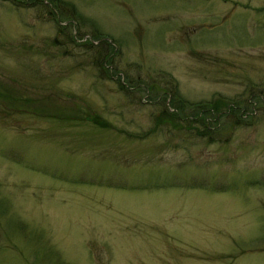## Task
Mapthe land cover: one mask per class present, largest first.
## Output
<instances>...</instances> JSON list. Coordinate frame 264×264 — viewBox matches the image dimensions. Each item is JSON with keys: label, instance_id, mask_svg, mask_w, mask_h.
<instances>
[{"label": "rangeland", "instance_id": "374dc122", "mask_svg": "<svg viewBox=\"0 0 264 264\" xmlns=\"http://www.w3.org/2000/svg\"><path fill=\"white\" fill-rule=\"evenodd\" d=\"M29 1L0 0V264H264L263 105L211 143L137 138L157 107L116 83L163 70L191 101L264 104V0ZM90 25L114 76L93 67Z\"/></svg>", "mask_w": 264, "mask_h": 264}, {"label": "trees", "instance_id": "16d2710c", "mask_svg": "<svg viewBox=\"0 0 264 264\" xmlns=\"http://www.w3.org/2000/svg\"><path fill=\"white\" fill-rule=\"evenodd\" d=\"M31 1L32 2L29 1L30 5L34 2V5L40 4L42 6H46L47 8L49 7L42 4L41 1ZM53 1V6L56 7L59 3L55 2V0ZM57 1L60 2L61 0ZM63 4H66L69 8H66V11L62 12V14H69L68 16L73 17L75 22L83 23L87 21L86 23L89 24L90 20L83 18V16L77 11V9L69 2ZM54 11L55 9L48 10L49 14H53L55 16ZM90 26L92 28L94 27L93 25ZM92 32H94L92 38L95 41L98 40V43L93 46V44L88 41L86 42L88 46H86L89 48L95 47L94 51L96 52L94 53V59H92L93 67L100 70L102 73H104L103 71H106L107 67L110 75H116L117 71L115 69L109 70L108 64L111 62L112 56L115 53H118V49H116L107 40V36L104 33L98 31L95 27ZM60 34L70 42L74 43L70 30L68 34L67 32L62 31H60ZM54 41L55 40H53V42ZM79 43L81 42L75 44L77 45ZM133 65L134 67L136 66V64ZM109 74L106 75L108 76L107 78H109ZM146 75L147 74H145V76ZM116 80L119 90L124 91V89L126 88L136 87V90L140 91L141 94L145 96L147 101L153 102L157 107V113L153 115L151 125L147 130H143L138 133L139 135L137 136V138L147 137L155 133L156 130H158L162 126H167L176 127V131H181V129H184V131H188L191 134L193 133L200 138H206L207 143H211L215 140H218L223 135L222 132L225 127L232 129V127L236 126L250 125V123L253 122L255 118L254 114L256 113L257 108L254 110V106L256 103L263 105L260 107L264 110V104L261 103L262 99L259 98L258 95L254 96L255 100L253 99V97L238 100L231 97L216 95L211 96L210 98L203 101H191L181 95L178 88V82L167 71L163 70H158L155 77L147 75L145 78L138 79L132 76H128L123 79V82H120L118 79ZM3 87L6 86L3 85ZM26 101L29 102L30 97L26 96ZM2 102L3 104H0V108L5 103V101L3 100ZM39 105L40 104H38V106ZM40 109L41 108H37L36 111H33V114L40 117L50 118V120L54 122H73L75 120L87 119L98 126L99 120L95 117V115L84 114V116L78 117L73 114L64 113V109L60 110L57 108L52 109V111L51 108H46L45 110L47 113L43 114ZM2 112L3 111H0V114ZM259 179L264 182V178ZM205 186L206 185L186 187L198 188ZM215 189L222 190L221 187Z\"/></svg>", "mask_w": 264, "mask_h": 264}]
</instances>
